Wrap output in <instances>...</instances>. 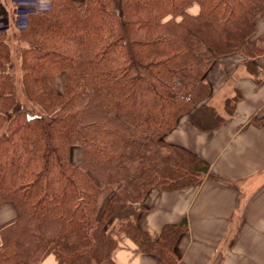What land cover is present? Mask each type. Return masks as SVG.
<instances>
[{
	"label": "trees",
	"instance_id": "trees-1",
	"mask_svg": "<svg viewBox=\"0 0 264 264\" xmlns=\"http://www.w3.org/2000/svg\"><path fill=\"white\" fill-rule=\"evenodd\" d=\"M263 15L264 0H52L13 22L25 100L0 30V203L18 211L1 229L0 264L50 254L58 264H119L122 237L177 264L187 218L154 238L137 216L150 189L199 184L210 165L163 135L207 109L198 104L220 56L242 54L261 77Z\"/></svg>",
	"mask_w": 264,
	"mask_h": 264
},
{
	"label": "crops",
	"instance_id": "crops-1",
	"mask_svg": "<svg viewBox=\"0 0 264 264\" xmlns=\"http://www.w3.org/2000/svg\"><path fill=\"white\" fill-rule=\"evenodd\" d=\"M190 11L198 13L199 5ZM262 19L256 22L258 31L264 29ZM243 63L240 53L220 56L208 73L211 93L198 104L208 114L198 119L196 112H187L163 135L165 143L181 146L210 165L199 184L150 189L137 216L139 228L154 238L165 224L187 218L176 244L177 264H264V58L259 60L260 78ZM212 116L217 118L213 124L208 120ZM17 217L13 202L0 203V244L1 229ZM113 257L119 264H165L155 254L140 252L129 237L121 238ZM42 264L58 262L50 254Z\"/></svg>",
	"mask_w": 264,
	"mask_h": 264
},
{
	"label": "rangeland",
	"instance_id": "rangeland-1",
	"mask_svg": "<svg viewBox=\"0 0 264 264\" xmlns=\"http://www.w3.org/2000/svg\"><path fill=\"white\" fill-rule=\"evenodd\" d=\"M51 2L52 0H0V30L8 27V31L10 34L9 43L12 52V60L14 62L15 83L18 89V93H19L18 95L22 100H25V95L23 93V86H22L23 83L22 71L20 68V58H19V48L22 43L15 34V30H14L15 28L13 22H15L16 25V23L19 22L18 20L24 17V13L27 10L50 8ZM263 20L264 19L260 20L261 24ZM230 102L231 100H229L227 104L228 105L231 104ZM215 103L218 105L219 100L217 99ZM203 114H208L207 110H205ZM203 125L205 127L211 126L210 123H204ZM70 158L72 162L75 164H79L81 162L82 152L80 146L78 145L72 146L70 151Z\"/></svg>",
	"mask_w": 264,
	"mask_h": 264
},
{
	"label": "bare ground",
	"instance_id": "bare-ground-1",
	"mask_svg": "<svg viewBox=\"0 0 264 264\" xmlns=\"http://www.w3.org/2000/svg\"><path fill=\"white\" fill-rule=\"evenodd\" d=\"M200 110V109H199Z\"/></svg>",
	"mask_w": 264,
	"mask_h": 264
}]
</instances>
